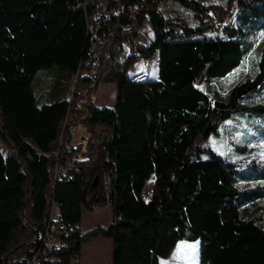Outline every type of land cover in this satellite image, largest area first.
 I'll list each match as a JSON object with an SVG mask.
<instances>
[{"label": "trees", "instance_id": "obj_1", "mask_svg": "<svg viewBox=\"0 0 264 264\" xmlns=\"http://www.w3.org/2000/svg\"><path fill=\"white\" fill-rule=\"evenodd\" d=\"M256 1L0 0V111L21 101L27 121L0 118V264H72L96 236L111 238V264H159L197 240L199 264H264V165L205 143L236 112L264 114L241 103L264 87V44L244 68L252 44L231 21L264 14ZM154 55L156 79L127 77ZM38 72L51 86L36 95ZM100 83L116 85L111 108L92 100ZM79 123L88 136L72 148ZM106 205L108 227L81 231L82 210Z\"/></svg>", "mask_w": 264, "mask_h": 264}, {"label": "rangeland", "instance_id": "obj_2", "mask_svg": "<svg viewBox=\"0 0 264 264\" xmlns=\"http://www.w3.org/2000/svg\"><path fill=\"white\" fill-rule=\"evenodd\" d=\"M254 7L257 10H264V1H256ZM178 8L179 10L182 9L180 6ZM243 13L244 12L242 10H236L235 14L231 18V21L233 25L240 27L243 31L240 33L242 47L246 48L247 43L249 42L252 44L246 61L244 62V68H246L247 66H251L253 62L257 61L260 56L261 46L264 44V14L259 17H244ZM152 39V28L148 22H145L139 32L138 40L143 44H148ZM241 66L239 68H242ZM157 72V55H154L149 60L139 58L129 68L127 77H133L134 79H156ZM246 75L248 74L246 73ZM235 81L238 80L234 71L229 77H226L223 80V83L231 86L233 83H235ZM50 86L51 81H47L45 78H43L40 72L34 76L32 88L36 95L42 92V89ZM92 100L98 106H106L110 108L113 107L116 100V85L114 83H100L92 95ZM241 103L246 105L257 103L264 104V87L257 93L243 98ZM17 105V107L15 106V108L8 114H4L0 111V118L8 126H10L15 121L27 122L22 108V102L19 101ZM71 127H74L75 131L73 134L70 133L72 139L69 146L72 148H75L76 146L83 147L88 136L87 130L84 128L82 123L73 125ZM205 143L209 147L213 148L220 156L228 160L239 162L254 159L257 163L264 165V114L254 111L236 112L223 122L220 128L219 136L209 137ZM242 146H255V153L238 149V147ZM0 147L3 153L7 152L1 140ZM247 183L248 185L252 183L255 184L256 180L253 178ZM241 184V181L237 182V185L240 187ZM152 193L153 189L151 184H146L143 189L144 199L150 200ZM106 206L96 207L92 211L83 209L80 222L81 231H86L96 227L107 228L112 217H110V211L103 209ZM245 209L250 211L252 209V204L247 208L241 207L240 212L242 213ZM56 212L57 208L52 205L51 216L53 218L56 217ZM97 217H102L105 220L104 224L96 225L94 220ZM260 222L264 225V219H261ZM106 238L107 237L104 236H96L91 238L82 246L80 259H78L77 262L71 263L111 264L112 244L107 241ZM51 241L54 242L52 239ZM159 264H199V241L178 242L171 254L167 258H161Z\"/></svg>", "mask_w": 264, "mask_h": 264}, {"label": "built area", "instance_id": "obj_3", "mask_svg": "<svg viewBox=\"0 0 264 264\" xmlns=\"http://www.w3.org/2000/svg\"><path fill=\"white\" fill-rule=\"evenodd\" d=\"M74 131H75V128H74V127H71V128H70V133L73 134ZM38 239L43 241V244L45 245V247H46L47 249H51V248H52V244L55 243V242H52V241H51V238L48 236L47 231H46V232H41V233H39V235H38ZM71 262H73V263H74V262H77V259H76V258H72V259H71Z\"/></svg>", "mask_w": 264, "mask_h": 264}, {"label": "crops", "instance_id": "obj_4", "mask_svg": "<svg viewBox=\"0 0 264 264\" xmlns=\"http://www.w3.org/2000/svg\"><path fill=\"white\" fill-rule=\"evenodd\" d=\"M103 209H104V210L107 209V211H110V213H111V214H110V215H111L110 217H112V210H111V207H110L109 205H107V206H106L105 208H103ZM103 209H102V210H103ZM111 219H112V218H111ZM104 221H105V220H104L102 217H99V218L97 217V218L94 220V222H95L96 225H102V224H104ZM108 222H109V221H108ZM108 222H107V223H108ZM110 222H111V220H110ZM110 222H109V223H110ZM108 238H109V237H107L106 240L109 241V242L111 243V238H109V239H108ZM109 264H110V263H109Z\"/></svg>", "mask_w": 264, "mask_h": 264}, {"label": "water", "instance_id": "obj_5", "mask_svg": "<svg viewBox=\"0 0 264 264\" xmlns=\"http://www.w3.org/2000/svg\"><path fill=\"white\" fill-rule=\"evenodd\" d=\"M148 201V200H147Z\"/></svg>", "mask_w": 264, "mask_h": 264}]
</instances>
